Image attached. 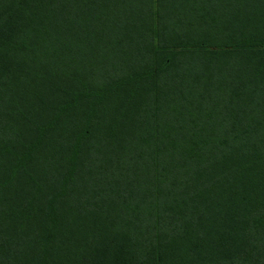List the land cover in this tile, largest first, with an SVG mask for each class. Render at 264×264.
I'll use <instances>...</instances> for the list:
<instances>
[{"label": "trees", "instance_id": "trees-1", "mask_svg": "<svg viewBox=\"0 0 264 264\" xmlns=\"http://www.w3.org/2000/svg\"><path fill=\"white\" fill-rule=\"evenodd\" d=\"M0 264H264V0H0Z\"/></svg>", "mask_w": 264, "mask_h": 264}]
</instances>
